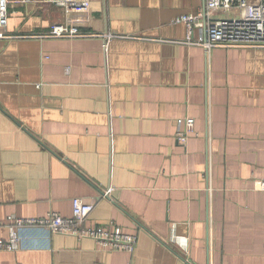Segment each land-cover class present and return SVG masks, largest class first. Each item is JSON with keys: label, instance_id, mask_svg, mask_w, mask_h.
<instances>
[{"label": "crops", "instance_id": "crops-1", "mask_svg": "<svg viewBox=\"0 0 264 264\" xmlns=\"http://www.w3.org/2000/svg\"><path fill=\"white\" fill-rule=\"evenodd\" d=\"M204 3L91 0L71 16L10 5L20 38L0 40V239L9 217H70L79 198L95 205L87 226L113 221L138 245L110 253L24 230L0 264H264V49L186 44L175 19ZM65 22L101 37H25ZM184 118L196 134L183 145Z\"/></svg>", "mask_w": 264, "mask_h": 264}, {"label": "built area", "instance_id": "built-area-1", "mask_svg": "<svg viewBox=\"0 0 264 264\" xmlns=\"http://www.w3.org/2000/svg\"><path fill=\"white\" fill-rule=\"evenodd\" d=\"M49 4L63 9L66 16L83 15L91 10V0H0V40H10L18 36L9 33V7L13 3ZM237 8L241 14L235 18H218L220 11L229 12ZM176 24L187 28L186 44L202 47L210 53L216 47L264 49V0H205L197 14L182 15L175 19ZM198 33V35H196ZM26 38L38 39H75L101 37L96 33L82 31L69 22L55 24L44 34L27 35ZM109 38L115 37L112 34ZM20 38V36L18 37ZM178 141L186 144L195 135V120H178ZM257 190L264 191V181L256 183ZM115 189L109 187L105 197L113 200ZM95 205L76 198L72 203V215L64 217L49 213L41 219L8 218L11 229L8 239H0V251L14 252L24 247V230L38 229L46 233L47 239L53 235L71 236L76 239H91L102 251L126 252L133 255L137 249L138 236L122 231L113 221L96 226H87L86 221L93 213ZM173 241L174 238H173Z\"/></svg>", "mask_w": 264, "mask_h": 264}, {"label": "rangeland", "instance_id": "rangeland-1", "mask_svg": "<svg viewBox=\"0 0 264 264\" xmlns=\"http://www.w3.org/2000/svg\"><path fill=\"white\" fill-rule=\"evenodd\" d=\"M43 4V3H42ZM43 6H45V7H47V6H49V4H43ZM12 11L10 10V7H9V14L11 13Z\"/></svg>", "mask_w": 264, "mask_h": 264}]
</instances>
